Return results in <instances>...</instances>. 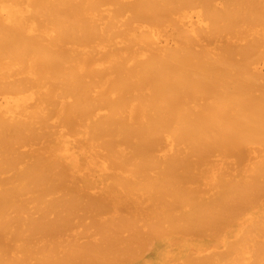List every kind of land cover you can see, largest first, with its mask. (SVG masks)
Instances as JSON below:
<instances>
[{"label":"bare ground","instance_id":"1","mask_svg":"<svg viewBox=\"0 0 264 264\" xmlns=\"http://www.w3.org/2000/svg\"><path fill=\"white\" fill-rule=\"evenodd\" d=\"M0 264H264V0H0Z\"/></svg>","mask_w":264,"mask_h":264}]
</instances>
